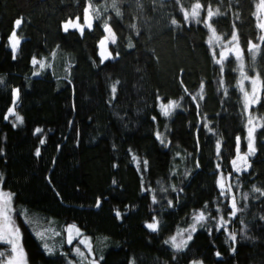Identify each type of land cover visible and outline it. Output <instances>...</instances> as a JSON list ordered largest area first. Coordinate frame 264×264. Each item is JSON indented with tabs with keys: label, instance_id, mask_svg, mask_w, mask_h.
Wrapping results in <instances>:
<instances>
[{
	"label": "trees",
	"instance_id": "1",
	"mask_svg": "<svg viewBox=\"0 0 264 264\" xmlns=\"http://www.w3.org/2000/svg\"><path fill=\"white\" fill-rule=\"evenodd\" d=\"M91 2L101 18L81 35L64 32L63 21L83 19L88 0H0V178L14 194L28 264L90 263L65 243L48 253L21 209L57 225L75 223L94 240L99 264H264V126L256 129L250 167L236 172L235 138L244 149L247 129L238 61L229 55L221 74L203 24L209 5L219 9L212 27L224 38L237 32L245 71L264 80L259 0H116L120 16L112 0ZM196 2L204 5L201 22H186L182 9L190 12ZM20 18L14 59L8 38ZM106 20L117 42L110 43L114 58L101 63ZM249 40L261 46L254 63ZM33 57L45 68L34 66ZM14 89L20 90L16 113L23 123L3 118ZM169 101L179 107L165 117L160 105ZM251 112L264 125V91ZM36 128L43 131L34 135ZM220 173L231 185L225 196L217 186ZM199 209L210 218L197 225L188 247L176 251L166 244ZM220 216L227 231L216 230ZM153 217L155 232L146 227ZM4 247L0 243V252Z\"/></svg>",
	"mask_w": 264,
	"mask_h": 264
},
{
	"label": "snow or ice",
	"instance_id": "2",
	"mask_svg": "<svg viewBox=\"0 0 264 264\" xmlns=\"http://www.w3.org/2000/svg\"><path fill=\"white\" fill-rule=\"evenodd\" d=\"M177 3H179V0H177ZM112 9L115 11L116 16H120L121 13L119 11V8L117 6L116 0H112L111 4ZM257 11L258 12H264V0H259V4H257ZM204 9V5L200 2H196L195 4L192 5L191 11H187L182 9L183 11V19L187 22L190 19L192 21H195L196 23L201 22V10ZM221 15L219 9H216L214 12L209 5L207 8V13L206 17L203 20L204 27L209 29L211 31V36L209 37L208 44L211 47L213 44H219L222 41V37L216 34V30L212 27L211 21L214 16ZM100 17V12L95 11L93 14L92 10V2L91 0H88V4L86 7L83 8V23H81V17L76 16L75 19L73 20L72 18L67 19L63 23V31L68 32L70 29L78 30L81 35L84 34L85 29L92 30L93 29V24H94V19L99 20ZM23 23V18L16 19L15 20V26L13 31L11 32L9 36V45L14 53L13 58L15 59V53L17 52L19 45L21 43L20 37L17 35L16 29H18L21 24ZM173 25L177 24V21L173 19L171 21ZM256 27L262 31H264V22H258ZM104 32L107 34L104 35L103 39L99 41V47H100V52L98 55L100 56L101 63H104L107 60L113 59L114 57L112 56V53L110 51H107V44L110 42L111 44H116L117 39L115 33L112 31L111 26L107 22V20L104 22L103 26ZM259 40L261 42H264V35H261L259 37ZM248 44V51L251 54V58L253 63L256 60L257 54L260 53V44L258 43H253L252 41H247ZM228 45H233V47L228 48ZM129 48H132L133 45L131 43L128 44ZM223 47L226 50H221L219 52V59H216V51L213 48L212 50V55L214 62L220 66V71L221 74H223L224 71V61L228 59L229 53L233 54L236 58V60L239 62L238 63V68L235 69L236 71L239 72L240 75V80L238 81V87L239 91L243 94V112L247 116V122L245 127L247 128V135L245 137V140L247 141V151L244 154H241L240 152V136H236L235 141H236V157L231 161L232 165L234 166V170L236 172H240L241 170L247 171L248 168L250 167L249 164H247V158L251 155L255 154V147H254V142H255V132L258 127H262L264 125H260L255 123L256 118L253 117L250 113V109L252 108L253 105H257L261 102V91H264V80L261 79V74L259 72L255 73L253 76H249L247 72L245 71V64L242 56V49L239 48V37L236 31H233L231 33V38L227 42V44L223 45ZM119 55V53H117ZM32 64L35 66L36 64H39V67L41 69L45 68V63L41 61H37L35 57L32 58ZM251 67V66H250ZM38 74V73H36ZM249 81L251 84V91H246L244 88V82ZM221 86H223V80L220 81ZM203 87V84L201 85ZM112 91L115 93L116 87L115 85L112 86ZM225 94H227V90H225ZM19 95H20V90L19 89H14L12 92V107H9L7 109V114L4 115V120H9L10 116H14L15 121L19 123H23V117L20 116L18 113H16L15 108L17 105V101L19 100ZM176 107H179V104L175 101H169L167 104H161V113L165 117L170 115L172 110ZM155 119V117L153 118ZM16 124L13 123V127H15ZM205 128L208 129L209 132L212 131L211 128L208 127L207 124L204 125ZM43 130L41 128H36L34 131V135L41 133ZM157 138L161 139L160 134L157 133ZM161 142L163 143V140L161 139ZM45 143L44 139L40 140V144L43 145ZM221 149V142L219 140L216 141V151L217 154L219 155ZM36 155H40V149L37 148L36 150ZM135 160L136 157H133ZM237 161H242L243 164L237 165ZM139 161L137 160V164L139 166ZM145 169L147 168V161L143 162ZM217 168H219V165H217ZM2 183V181H0ZM217 186L220 189V195L225 196L226 194L231 193V185H228L227 189L225 187V180L224 177L221 175L218 180H217ZM254 191H260V189L254 188ZM164 191V189H162ZM264 194V193H262ZM14 194L11 192H6L0 189V243L6 244L10 246V250L6 252H0V264H27L26 262V255L24 253L22 243L20 242L22 239L21 233L19 228L13 223V218L11 213L13 212L12 209V200H13ZM153 203H156V197L153 195L152 197ZM100 201L99 199L97 200V206H99ZM169 206H171L172 202H168ZM230 207H231V217H235L236 213L238 211L237 209V204H236V199L235 196L232 195V199L230 202ZM205 209H207V204H205ZM217 211H219V208H217ZM117 217L120 216V213H116ZM210 217L205 215V211L201 210L197 213H194L192 216L193 223L189 226L188 229H184L180 232L177 233V235H173L170 237L169 240L165 241L166 244H170L173 249L176 251H183L188 247L189 241L192 240V233L196 232L197 230V225H200L201 227L203 226L204 222L207 221ZM216 219V218H212ZM264 219V217H262ZM29 223H33V221H28ZM228 221L224 220L223 216H220L218 221H217V226L216 230L219 231L221 228H224L225 231H227L226 225ZM146 227L153 232L158 231L159 229V221L156 220L155 217H153V222L148 223ZM69 235L67 239V243L71 244L73 240L80 236L81 233L79 229H76L75 236L72 235V226H69L67 229ZM184 232H187V238H183ZM36 235L40 236L41 239H44L45 233L44 232H37ZM178 236L180 237L178 240ZM229 238L235 242L236 240V235L234 233H229ZM80 243L84 244L85 242L83 240L80 241ZM85 247L88 248L89 252L91 251L90 244H85ZM44 248L48 253H52L54 251L53 247H50L45 240L44 243ZM75 251L78 253V255L83 259H86L84 252L80 251V249L77 247ZM232 251L235 252V248H232ZM215 255L217 257L220 256L219 252H216ZM102 259V258H101ZM90 264H98V262L93 259ZM191 264H202V261H192Z\"/></svg>",
	"mask_w": 264,
	"mask_h": 264
},
{
	"label": "rangeland",
	"instance_id": "3",
	"mask_svg": "<svg viewBox=\"0 0 264 264\" xmlns=\"http://www.w3.org/2000/svg\"><path fill=\"white\" fill-rule=\"evenodd\" d=\"M257 16H258V19H259V22H264V12H258L257 11ZM76 17V16H75ZM75 17H70L72 18L73 20L75 19ZM69 19V18H68ZM67 20V19H66ZM64 20L63 23L66 21ZM81 23H83V19L81 18ZM113 31V29H112ZM114 32V31H113ZM107 33L105 32L104 35H106ZM217 35H219L218 33H216ZM103 35V37H104ZM261 35H264V31L260 30V36ZM211 36V31H210V35L209 37ZM221 36V35H219ZM19 37V36H18ZM103 37L101 39H103ZM222 37V36H221ZM231 37L229 38H224L222 37V41L221 43L219 44H213L211 47L212 49L214 48L215 51H216V59H219V52L221 50H226L223 45L227 44V42L230 40ZM100 39V40H101ZM253 43H256V42H253ZM233 47V45H228V48H231ZM239 48H241L240 44H239ZM101 50V49H100ZM107 51H110L111 52V49H110V42L107 44ZM112 53V52H111ZM229 55H233L231 53H229ZM228 55V56H229ZM234 56V55H233ZM242 56H243V50H242ZM243 60H244V56H243ZM239 63V62H238ZM249 75V74H248ZM255 74H250L249 76H253ZM262 79V78H261ZM239 80H240V76H239ZM244 88L246 91H251V84L249 81H245L244 82ZM261 95H262V91H261ZM12 107V106H11ZM15 111H16V108H15ZM250 113L253 117L256 118L255 120V123L257 124H260L261 123V117L258 115V114H255L253 112H251V109H250ZM10 118L14 119V116H10ZM246 135H247V129H246ZM254 147L256 148L255 146V142H254ZM247 151V141H246V146L244 149H241L240 148V152L241 154H244L245 152ZM236 157V154L235 156L232 158L235 159ZM243 164L242 161H237V165H241ZM247 164H248V158H247ZM223 176L224 177V180H225V187L227 189L228 185H230L229 183V178H228V175H226L225 173H220V176ZM219 176V177H220ZM0 181H1V178H0ZM0 189H2L3 191H6V192H9L8 190L4 189L2 187V184L0 183ZM12 209H13V212L11 213L12 215V218H13V223L19 228V225H18V222H17V212L16 210L14 209V206H13V202H12ZM202 209H199V210H196L193 212L194 213H197L199 211H201ZM20 214L21 216L24 218V220H26V222L28 221H33V223H29V225L31 226L32 230L34 231V233L36 234L37 232H44L45 233V237L44 239H41L40 236L36 235L40 242H41V245L44 247V243H45V240L47 241L48 245L50 247H53L54 251L60 249L62 247V245L65 243V244H68V245H71V251H73L74 253L78 254L75 249L78 247L80 249V251L84 252L85 254V257L86 259L89 261V263L95 259L98 264H99V260L95 257V253L93 252V245H94V240L92 239V237L90 235H88L87 233H85L79 226H77L75 223H64V224H61V225H57L55 223H53L52 220L50 219H45L44 217H40L38 215H33L32 213L28 212L27 210L25 209H21L20 211ZM39 214V213H38ZM40 215V214H39ZM206 215V213H205ZM193 223V222H192ZM191 223V224H192ZM190 224V225H191ZM189 225V226H190ZM69 226H72V235L75 236V233H76V229H79L81 235L76 237L73 242L71 244L67 243V239H68V231L67 229L69 228ZM188 227H184V228H180L179 230H177L173 235H177L178 232L184 230V229H188ZM20 230V233H21V236H22V232H21V229L19 228ZM179 236H178V240H179ZM183 238H187V232H184L183 234ZM83 240L85 243L82 244L80 243V241ZM22 243V247H23V242H22V239L20 241ZM85 244H90V247H91V251L89 252L88 248L85 247ZM10 250V246L6 245L5 244V247L2 249L1 252H6V251H9ZM23 250H24V247H23ZM53 251V252H54ZM24 253H25V250H24ZM26 255V254H25ZM196 261H201V260H197V259H194ZM192 260V261H194ZM191 261V262H192ZM26 262H27V259H26ZM28 264V262H27ZM202 264H207V263H203Z\"/></svg>",
	"mask_w": 264,
	"mask_h": 264
}]
</instances>
